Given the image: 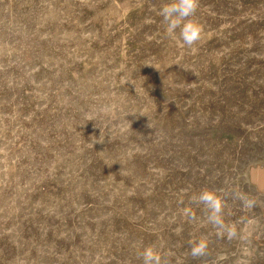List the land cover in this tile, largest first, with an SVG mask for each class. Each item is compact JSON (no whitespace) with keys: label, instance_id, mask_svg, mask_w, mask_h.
<instances>
[{"label":"rangeland","instance_id":"obj_1","mask_svg":"<svg viewBox=\"0 0 264 264\" xmlns=\"http://www.w3.org/2000/svg\"><path fill=\"white\" fill-rule=\"evenodd\" d=\"M168 2L0 0V264H264V0H200L194 52Z\"/></svg>","mask_w":264,"mask_h":264},{"label":"clouds","instance_id":"obj_2","mask_svg":"<svg viewBox=\"0 0 264 264\" xmlns=\"http://www.w3.org/2000/svg\"><path fill=\"white\" fill-rule=\"evenodd\" d=\"M200 7V0H169L159 9V15L166 24V34L168 38L175 40L181 49L187 48L189 51H195V45L202 39L204 25L197 16ZM150 22V21H149ZM177 30L178 33H177ZM243 204L246 208L252 207V202L244 199ZM193 200L203 205L207 212V220L214 228L217 235L227 234L228 239L237 236V232L227 225L223 220L225 204L217 194L211 190L204 189L193 197ZM208 244L204 239L194 243L191 248L193 257H202L207 254ZM244 257H249L251 253L245 249L242 253ZM138 258L142 264H163V257L154 246H147L138 253ZM237 264H248L245 259H240Z\"/></svg>","mask_w":264,"mask_h":264},{"label":"crops","instance_id":"obj_3","mask_svg":"<svg viewBox=\"0 0 264 264\" xmlns=\"http://www.w3.org/2000/svg\"><path fill=\"white\" fill-rule=\"evenodd\" d=\"M248 182L264 194V163L252 164L247 169Z\"/></svg>","mask_w":264,"mask_h":264}]
</instances>
